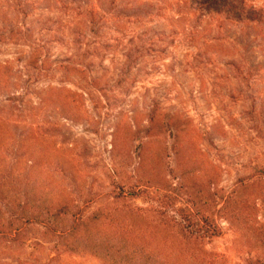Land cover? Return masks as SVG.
Returning a JSON list of instances; mask_svg holds the SVG:
<instances>
[{"label":"rangeland","instance_id":"374dc122","mask_svg":"<svg viewBox=\"0 0 264 264\" xmlns=\"http://www.w3.org/2000/svg\"><path fill=\"white\" fill-rule=\"evenodd\" d=\"M204 1L0 0L11 208L64 190L150 230L96 254L16 222L4 263L264 264V0Z\"/></svg>","mask_w":264,"mask_h":264},{"label":"trees","instance_id":"16d2710c","mask_svg":"<svg viewBox=\"0 0 264 264\" xmlns=\"http://www.w3.org/2000/svg\"><path fill=\"white\" fill-rule=\"evenodd\" d=\"M213 2L215 0H205L203 3L198 4L197 7L199 9H208ZM59 166L61 167V164ZM69 179L71 184H75L73 177ZM6 183L9 184L10 182L6 181ZM2 186L3 184L0 182V239L9 243L10 248H13V246L18 248L24 244L22 237L24 229L22 226L28 224H39L44 229L49 240L56 239L60 247L64 246L66 248L65 251L87 249L99 254L106 252L107 248L103 247L101 240H106L107 238L115 239L118 235H130L140 238L144 235L150 236L149 227L143 226L137 229L131 223L132 218L126 219L122 215V209L121 212H111L108 208H98L88 215H85V211L81 208L73 209L74 205L64 190H61L58 197L53 199V206H49L48 197H43L40 200V205L36 203L37 200L31 202L32 208H36V211L31 213L20 208V205L11 208V201L15 199L14 196L17 197V193L15 195H10L9 192L5 193L1 188ZM120 190L114 195V199L123 198L130 200L142 192L141 190L137 192L133 190L125 193L122 188ZM4 205L6 211L2 212L1 207ZM133 208L135 212H131L129 216L134 214L141 215L139 207ZM16 222H21L24 225H17ZM86 241L90 242L84 245ZM110 246L113 248V245ZM119 251L120 249H117V252ZM150 254L142 253V256L146 257L143 264H150ZM4 262V257L0 255V264H7ZM151 264H155V261L151 262Z\"/></svg>","mask_w":264,"mask_h":264}]
</instances>
